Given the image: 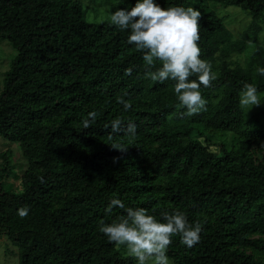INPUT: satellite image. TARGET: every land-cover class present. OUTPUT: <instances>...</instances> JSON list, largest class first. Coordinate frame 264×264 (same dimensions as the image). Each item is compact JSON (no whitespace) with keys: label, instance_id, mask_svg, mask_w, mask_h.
Returning a JSON list of instances; mask_svg holds the SVG:
<instances>
[{"label":"trees","instance_id":"16d2710c","mask_svg":"<svg viewBox=\"0 0 264 264\" xmlns=\"http://www.w3.org/2000/svg\"><path fill=\"white\" fill-rule=\"evenodd\" d=\"M135 1L124 0L118 8ZM157 2L199 9L201 58L212 66L219 62L216 79L201 87L210 108L192 119L181 114L173 81L144 77L148 66L142 54L127 43L128 30L111 19L88 23L84 7L68 0H0V42L14 50L0 96V137L6 142L0 181L10 175L19 182L15 193L0 184V237L18 242L20 264H131L98 228L125 214L119 207L106 211L113 198L157 217L179 209L203 224L191 249L173 236L168 250L173 264H264L239 250L250 235L264 233L263 108L255 115L239 105L245 82L264 94V76L258 72L264 55H247L245 67L230 60L232 52L241 54L253 45L231 41L207 0ZM238 3L254 21L264 18V0ZM219 91L223 96L212 106L210 96ZM120 96L132 109L124 111ZM90 112L96 118L85 129L82 120L91 119ZM170 113L176 115L175 125L165 123L164 130L154 132L147 124ZM116 118L125 127L135 122L136 134H111ZM203 135L212 137L216 150L198 139ZM182 138L189 139L183 143ZM110 140L109 150L88 149ZM127 140L140 149L157 148L140 158L133 149L112 147ZM12 147L25 161L22 172L11 160ZM179 157L203 167L198 177L186 180V174L177 173ZM150 170L168 182L150 185ZM24 206L29 214L20 216ZM208 212L207 222L197 216Z\"/></svg>","mask_w":264,"mask_h":264},{"label":"clouds","instance_id":"9594fccd","mask_svg":"<svg viewBox=\"0 0 264 264\" xmlns=\"http://www.w3.org/2000/svg\"><path fill=\"white\" fill-rule=\"evenodd\" d=\"M201 15L200 10L193 6L161 7L157 0H136L134 6L117 8L110 13L112 24L128 30L127 43L134 45L142 54L148 66L144 77L160 83L173 81L178 107L185 109L181 114L186 116L207 109L201 87L210 86L216 79L212 64L201 58L198 43ZM126 71L131 74L132 69ZM258 72L264 76V67L258 68ZM117 100L124 111L132 109L131 102L123 96ZM261 103L258 86L245 82L239 92L241 109ZM89 116L91 119L82 120L85 129L95 120L96 113L90 112ZM110 128L111 134L134 136L137 131L135 122L128 121L125 127L121 118L111 121ZM112 147L122 152L128 148L123 144ZM114 207L124 209L125 214L111 222H101L99 231L108 241L123 246L135 264H172L168 250L174 235H178L180 243L189 249L201 239L203 224L190 221L182 210L164 211L157 217L143 207H128L119 198L111 199L106 211L110 213ZM18 214L27 216L29 208H19Z\"/></svg>","mask_w":264,"mask_h":264},{"label":"rangeland","instance_id":"374dc122","mask_svg":"<svg viewBox=\"0 0 264 264\" xmlns=\"http://www.w3.org/2000/svg\"><path fill=\"white\" fill-rule=\"evenodd\" d=\"M72 2L80 3L84 7L85 11V19L88 23H99L101 21L110 19V13L112 11V7L116 6L118 8L122 3L121 0H68ZM136 2V1H135ZM208 6L214 11L217 17L222 21L221 23L229 32L231 41H243L248 45H253V47L247 46L244 48V51L240 53L232 52L230 60L237 61L241 66L245 67L249 62L247 55H253L257 53L259 55H264V18L257 19L254 21L250 16L249 12H247L241 4L238 3V0H207ZM254 21V22H253ZM245 51H248L245 54ZM14 57V50L9 47L7 42H0V96L3 90V80L6 72L9 70L10 62ZM257 58V57H256ZM255 58V59H256ZM218 65L219 62L215 61L213 65V71L216 76H218ZM255 68L257 67V63L254 62ZM223 96V92L219 91L210 96L211 105L216 106L221 97ZM261 94L260 98L262 101ZM209 97V96H208ZM207 97V98H208ZM206 99V97H204ZM210 107L207 106L206 110H201L207 112ZM263 108L261 116L264 119V102L259 105H254L252 108L248 109V114H257L258 110ZM183 109V108H182ZM185 111V109H184ZM206 114V113H205ZM187 118H194L193 115L186 116ZM188 119V120H191ZM177 118L174 113L167 114L166 118L163 120H157L154 122H147L149 126L154 128V132L164 130V126L166 125H175L177 123ZM166 123V125H165ZM196 134H193V136ZM201 142H206L209 149L216 150L217 146L210 144L212 137H208V135H203V137L197 136ZM191 138V137H190ZM211 138V139H210ZM189 138H182V142L186 143ZM112 140L107 143V141H100L98 144L91 146L88 148L92 152L103 151L104 149L109 150L110 144H112ZM132 140H127V143H121V141H117V144H123L127 150L133 149L137 152L140 158L148 157L149 154L157 148L156 145L149 146L146 149H140L139 146L132 145ZM5 140L0 137V153L4 151L6 148ZM12 162L17 166V170L22 172L24 170L25 161L21 156V152L17 147H12ZM117 150V149H115ZM180 164L178 166L177 173L180 175H187L186 180H190L198 177L199 173L203 170V167L193 163L183 160L179 157ZM128 161V159L126 160ZM150 185H163L168 182V179L161 176V172L158 170H150ZM3 189H6L9 192H16L19 182L17 178L14 176H5L0 181ZM210 211V210H209ZM208 213H199L197 216L201 219L202 222L208 221ZM213 219H218V215L216 212H213ZM249 241L246 247H242L239 250L245 254L253 256L255 259L264 262V233L258 234L254 233L248 237ZM119 248H122L125 252L123 246L119 245ZM21 250L16 240H12L7 236L2 235L0 237V264H20L21 262ZM128 260H131V264H135V260L129 257L126 254ZM172 261V260H171ZM173 264V262H172Z\"/></svg>","mask_w":264,"mask_h":264}]
</instances>
